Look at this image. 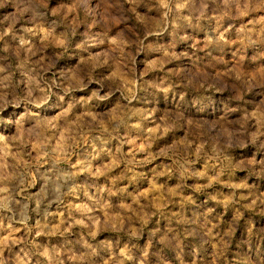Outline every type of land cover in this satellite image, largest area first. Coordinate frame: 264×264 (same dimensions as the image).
I'll list each match as a JSON object with an SVG mask.
<instances>
[{
    "label": "rangeland",
    "instance_id": "rangeland-1",
    "mask_svg": "<svg viewBox=\"0 0 264 264\" xmlns=\"http://www.w3.org/2000/svg\"><path fill=\"white\" fill-rule=\"evenodd\" d=\"M206 2L189 0L196 6ZM0 4V260L6 264H160L163 257L173 256L168 237L175 232L183 234L181 264H200L217 245L211 240V248L203 253L193 236L197 225L206 224L207 231L215 233L228 231L227 222L233 241L245 223L247 235L264 233V206H256L258 202L251 198L243 207L228 204L226 209L208 198L211 189L197 184L202 190L196 195L207 207L204 217L196 220L187 205L181 213L171 201L165 204L154 189H164L163 173L170 159L145 163L163 141L176 143L170 139L174 129L161 124L171 122L172 109L145 96L149 89L161 95L156 85L164 79V69L178 66L183 71L184 67L183 57L163 69L157 67L161 53L149 49L171 44L177 54L185 52L193 59L203 56L210 51L205 41L212 39L215 13L208 12L211 20L200 18L199 31L190 26L197 23L193 17L178 20L175 32L169 24L160 33V19L167 13L163 7L152 8L149 0H0ZM181 15L188 16L189 10L183 9ZM224 27L230 28L227 18ZM210 54L215 58V49ZM223 59L228 62L235 57ZM82 69L95 77L89 84L92 91L99 86L97 80L107 78L110 86L101 95L110 94L109 99L114 96L116 101L106 107L103 102L98 107L77 105L74 115L59 119L62 109L55 108L52 95L41 105L48 111L33 106L39 122L21 121L23 102L19 106L3 103L5 94L11 100L14 94L38 91L53 80L57 85L74 84L72 77L80 78ZM71 94L84 98L92 93L74 88ZM256 120L264 123V114L257 113ZM49 121L57 127H50ZM201 147L197 145V151ZM133 157L138 162L134 167L129 163ZM157 165L159 180L150 175ZM130 169L136 174L135 184L125 178ZM125 186L133 197L132 189L138 187L160 210L151 219L145 217V232L158 233L155 240L145 234L129 237L125 231V212H139L131 198H122L116 191ZM167 187L175 190V184ZM213 187L223 190L217 199L231 200L226 184ZM129 239L136 242L129 245L130 251L124 246ZM129 255L131 260L124 258Z\"/></svg>",
    "mask_w": 264,
    "mask_h": 264
},
{
    "label": "clouds",
    "instance_id": "clouds-1",
    "mask_svg": "<svg viewBox=\"0 0 264 264\" xmlns=\"http://www.w3.org/2000/svg\"><path fill=\"white\" fill-rule=\"evenodd\" d=\"M149 3L152 8L163 7L167 13L160 19V33H163L164 28L169 24L175 32L178 20L191 21L193 17L197 23L190 26L199 31L202 28L199 25L201 17L212 19V16L208 15L209 11L215 13L216 21L211 33L212 39L205 41L210 51L215 49V58L210 51L196 59L185 52L177 54L172 50L171 44L168 47L149 49L161 53L156 66L162 69L166 63L184 58L183 71L178 66H174L171 71L164 69V79L156 85L161 95L153 94L149 89L145 96L146 100L160 101L172 109L171 122L161 121V124L174 129L170 139L176 141L174 145L163 141L157 146V151L151 160L145 161L151 163L161 157L170 159V164L163 173L165 187L162 191L154 189V195L157 193L162 195L165 204L171 201L173 207L179 208L181 213L185 211L187 205L186 210L193 220L202 219L203 208L207 207L205 201L200 200L196 195L202 190L196 187L197 184H203L204 188L211 189L208 198L215 199L217 204L225 205L226 209L228 204L233 208L243 207L250 198L253 202H258L256 206H264V191H261L264 189V123L256 120L257 113L264 114V0H207L199 6L189 3V0H185L182 4H177L174 0L170 2L149 0ZM183 9L189 10L188 16L181 15ZM245 17H248L247 22H244ZM225 18L230 28L224 27ZM138 40L139 38L133 43ZM225 56H234L235 59L225 62L223 59ZM152 66L149 64V69ZM129 71L134 74L133 69L130 68ZM82 73L80 78L72 77L75 80L74 84H64L62 81L57 85L53 80L50 83L46 82V87L38 91L33 89L23 95L14 94L11 100L5 94L3 103L5 106L9 103L19 106L23 102L25 111L21 121L39 122V116L33 111V106L39 111H48L47 108H41V105H45L52 95L55 96L53 101L55 108L62 109L59 119L68 118L69 113L74 115L73 109L77 105L98 107L100 102H103L106 107L116 101L114 96L109 99L110 94L101 95V91L106 86H110L107 78L102 77L97 80L99 86L92 91L89 84L95 77L91 72L83 69ZM53 88H55L54 93ZM74 88L86 89L92 94L78 98L71 94ZM34 91H37L36 95H33ZM125 99L129 98L125 97ZM146 117L145 113L144 118ZM189 117L201 119L196 121L190 120ZM49 125L52 128L57 127L52 121H49ZM197 145L203 147L197 151ZM129 163L134 167L138 162L133 157ZM129 171L131 174L125 173V178L129 183L135 184L136 174L131 169ZM150 175L153 179L159 180L160 165L151 169ZM169 183L175 184L174 191L168 189ZM224 184L232 194L231 200L227 202L217 199L222 195L223 190L213 187ZM116 191L122 198H131L139 209V212L124 214L128 219L125 231L129 237L145 234L155 240L158 233L145 232L148 228L147 219H151L154 212L160 214V210L154 206L153 199L145 198L138 187L132 189L136 193L135 197L127 190V186L116 187ZM185 192L191 193V196L184 195ZM212 192L216 193L215 197L212 196ZM141 199L144 200L143 204L140 203ZM145 209H147L146 213ZM134 224L139 226L134 227ZM224 227L228 228V231L221 229L215 233L207 231L206 224L203 227L198 225L194 227L195 243L203 253H207L211 248V240L217 245L211 255H205L200 264H264V233L247 235V223H245L241 226L240 236L233 241L232 229L227 222ZM182 235V233L177 235L175 232L170 234L168 241L173 256L163 257L160 264H167L170 259L173 264H181ZM135 243L129 239L124 246L129 248V245L135 246ZM230 243H232L231 249ZM124 258L132 259L130 255ZM188 258H191L190 255ZM0 264H6V261L0 260Z\"/></svg>",
    "mask_w": 264,
    "mask_h": 264
}]
</instances>
